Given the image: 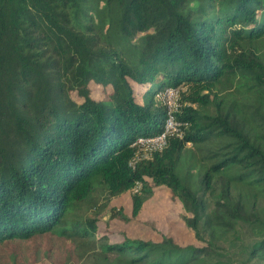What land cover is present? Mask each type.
<instances>
[{"label":"trees","instance_id":"obj_1","mask_svg":"<svg viewBox=\"0 0 264 264\" xmlns=\"http://www.w3.org/2000/svg\"><path fill=\"white\" fill-rule=\"evenodd\" d=\"M170 87L178 134L128 166ZM161 187L200 246L109 244L80 215L100 190L136 217ZM37 237L52 264H264V0H0V264Z\"/></svg>","mask_w":264,"mask_h":264},{"label":"rangeland","instance_id":"obj_2","mask_svg":"<svg viewBox=\"0 0 264 264\" xmlns=\"http://www.w3.org/2000/svg\"><path fill=\"white\" fill-rule=\"evenodd\" d=\"M91 96L102 97L101 87L91 84ZM177 97L179 101V89ZM187 152V149L185 153ZM181 158L183 160L184 154ZM132 193V192H131ZM131 193H125L118 199L105 201L104 193L97 190L90 200L80 206V215L85 218L97 217V237H107L109 244L118 242L124 237L143 241L160 242L162 238L172 239L181 247L188 245L200 246L193 232L186 227L183 218L188 216L179 201L171 196L164 187L155 189L147 199L136 217H131ZM119 209L127 221L110 218V208ZM51 247L52 256L45 258V251ZM18 258L25 264H52L64 258L66 249L57 242L55 237H37L29 243L20 244ZM6 252H12L11 248ZM5 258V256L3 257ZM34 260H33V259ZM31 259V261H30Z\"/></svg>","mask_w":264,"mask_h":264},{"label":"built area","instance_id":"obj_3","mask_svg":"<svg viewBox=\"0 0 264 264\" xmlns=\"http://www.w3.org/2000/svg\"><path fill=\"white\" fill-rule=\"evenodd\" d=\"M177 89L167 88L157 96L158 101L165 106L166 116L163 129L152 135L139 136L130 145L136 149L134 158L129 162L128 166L133 167L141 160H149L154 153L162 151L166 147L167 137L176 133L178 134V124L175 121V114L179 111V101L177 97ZM140 185L136 184L131 192L139 193Z\"/></svg>","mask_w":264,"mask_h":264}]
</instances>
